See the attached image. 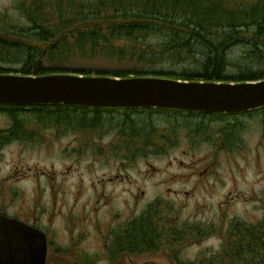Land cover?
<instances>
[{"label":"rangeland","instance_id":"obj_1","mask_svg":"<svg viewBox=\"0 0 264 264\" xmlns=\"http://www.w3.org/2000/svg\"><path fill=\"white\" fill-rule=\"evenodd\" d=\"M27 5L29 0H0L1 19L8 25L22 26L26 19L20 7ZM157 42L149 39L151 45ZM242 44H236L235 51L227 57L230 64L238 67L227 69L230 75L237 74L240 66H246L242 63L246 58L241 50L246 47ZM66 66L124 67V70L137 67L132 62L121 64L115 60L72 56ZM187 66L170 60L151 70L181 71L189 68ZM263 114L264 111L259 110L242 116L243 130L235 147L221 148L213 139L188 146L179 131L175 147L163 146L156 152L144 149L134 154L124 150V162L116 161L119 160L116 156L106 160L104 155H94L91 151L94 146L100 149L109 141L111 149L117 150L119 141L114 142V147L113 135L99 136L95 144L88 145L89 137L85 133L75 134L74 130L56 126L40 130V126L28 118L27 140L13 142L1 151L0 210L44 231L53 253L59 247L77 246L84 253L94 255L97 264H100L97 256L101 255L102 244L110 243L112 230H125L129 223L148 218L149 210L164 209L165 223L177 221V224L207 227L211 233L176 248L177 254L154 244L152 249L126 252L123 264H197L215 257L222 243L226 247L224 252L230 253L231 245L239 239L234 233L235 225L257 226L264 220ZM183 119L158 115L150 123L164 129L165 125L181 126ZM4 126L0 119V128ZM215 126H211L210 132L218 142ZM126 131L124 126V135ZM151 135L148 139L155 141L156 136ZM6 175L14 177L7 181ZM115 176L118 179L108 181ZM168 189L179 194H170ZM248 233L246 230L245 237L240 233L245 243L249 240ZM167 238L168 235L159 240ZM48 256V264H55L49 250Z\"/></svg>","mask_w":264,"mask_h":264},{"label":"trees","instance_id":"obj_2","mask_svg":"<svg viewBox=\"0 0 264 264\" xmlns=\"http://www.w3.org/2000/svg\"><path fill=\"white\" fill-rule=\"evenodd\" d=\"M20 12L26 19L22 26L8 25L0 16V75L227 82L264 79V0H29ZM150 38L158 42L151 45ZM238 43L246 47L241 49L246 66L230 75L227 69L238 67L230 64L227 57ZM70 56L121 64L126 61L137 67L71 68L66 66ZM170 60L189 68L151 70ZM0 106L17 115L25 114L40 127L56 126L62 116L72 127H96L106 118L100 109L92 115L88 108L64 105ZM262 119L264 122V114ZM259 223L264 224V220ZM157 232L151 220L129 223L124 230V253L152 249ZM260 241L264 236L257 235V243ZM232 247L224 262L213 257L197 264H236ZM256 264H264V260Z\"/></svg>","mask_w":264,"mask_h":264},{"label":"flooded vegetation","instance_id":"obj_3","mask_svg":"<svg viewBox=\"0 0 264 264\" xmlns=\"http://www.w3.org/2000/svg\"><path fill=\"white\" fill-rule=\"evenodd\" d=\"M230 49L231 48H229V50ZM209 81L210 80L203 82ZM2 108L3 107L0 106V119L3 120L5 126L0 128V155L2 154L1 151L11 143L24 142L27 140V135L29 134L28 126L30 125L29 120L24 117L25 114L21 113L17 115L13 111H8ZM94 110L95 109L92 108L89 110L92 112V115H95L96 113ZM102 110H104L103 114L106 118L99 126L95 127L92 126L93 124H91V126L86 127H79L78 125L72 127L67 122L62 120V116L59 119V122L56 123V128L61 127L68 131L74 130L73 133L75 134L85 133V135L89 137L88 145L95 144L99 136L107 137L109 135H113L115 138L112 145L114 142L119 141V147L117 150L114 148L111 149V141H109L101 145L102 147H100V149L97 148L98 146H94L91 151L94 155H104L106 160L110 159V157L116 156L119 158V160L116 159V161L119 162H124V150L134 154L136 152L140 153L144 149L146 151L156 152L160 151V148L163 146L166 148L175 147L179 141L177 138V132L179 131L182 132L180 133V136L182 137V140L187 142L188 146H193L196 143H207L206 141L213 139L214 144L219 145L221 148L226 149L228 147H235L240 141L238 135H240L241 130H243V124L241 122V119L243 118L242 116H246L249 113H204L160 108H102ZM58 115L59 114H57V117ZM158 115L166 116L169 119H184L182 120L181 126L175 125L172 126V128H169L167 125H165L164 129H160L156 125L154 127V123H150V120H153L154 122V117ZM132 119L134 120L131 121ZM213 125L218 127V130L216 131V138L218 139V142L214 140V136H212V133L210 132V129L212 128L211 126ZM260 125H262V123H260ZM124 126L127 130L125 135ZM106 128L108 132H106ZM41 129L42 128L40 127V130ZM110 131H113L112 134H110ZM150 135L152 137L156 136L157 139L155 141H151L148 139V136ZM13 177L14 175H11L10 177H7L6 175L5 179L8 181ZM114 179H118V176H115V178H108V181ZM172 181L173 178L171 179V182ZM168 192L170 194H179V191L173 189H168ZM0 215L9 216L6 211L2 210H0ZM142 220L154 221L158 227V238L154 242V245L156 247L157 245L159 247L163 245L164 247L168 248L166 250H172L176 254L178 252L177 249H179L182 245H185L186 242L191 241L193 238L199 239L200 237L204 236V234L211 233V230H209L207 227L203 228L197 225H187L186 223L177 224V221H174L172 224L163 222L167 220L164 215V209L155 212L149 210L148 218H142ZM33 226L37 227L34 224ZM234 228V233L238 234L239 238L232 247V251L235 253L234 261L236 264H240L241 262H245L246 264H256V262L263 261L264 241L257 243V235L264 236V231H261L262 228L264 229V224L258 223L257 226L250 224L244 225L243 227L241 224H238L235 225ZM246 230L249 231V233L246 234L248 235L247 238L249 240L245 243V240L240 238V233H242L245 237ZM167 235L168 238L164 241L159 240L160 237H166ZM110 239L111 240L109 244L103 242L101 255H98L97 259L100 261V264H123L124 228L123 230H112ZM158 241L161 243L156 244ZM224 247L225 246L222 243L221 249L217 253L218 256L217 254L215 255V257L218 258V261L222 260V262H224L226 260L225 258L229 252L227 250L224 252L226 249V247ZM48 250L50 257H52V259L55 261V264H97V260L95 259L94 255L84 253L83 250L77 246H71L69 248L59 247L58 249H55L53 253L48 246V238L46 264H48L50 261Z\"/></svg>","mask_w":264,"mask_h":264},{"label":"water","instance_id":"obj_4","mask_svg":"<svg viewBox=\"0 0 264 264\" xmlns=\"http://www.w3.org/2000/svg\"><path fill=\"white\" fill-rule=\"evenodd\" d=\"M0 103L236 114L264 108V79L203 82L163 77L0 75ZM46 248L44 232L0 215V264H45Z\"/></svg>","mask_w":264,"mask_h":264}]
</instances>
